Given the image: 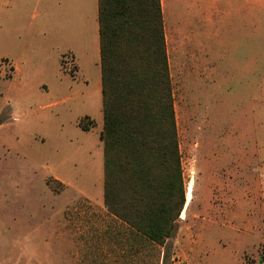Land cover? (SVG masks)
I'll return each instance as SVG.
<instances>
[{
    "label": "rangeland",
    "instance_id": "obj_1",
    "mask_svg": "<svg viewBox=\"0 0 264 264\" xmlns=\"http://www.w3.org/2000/svg\"><path fill=\"white\" fill-rule=\"evenodd\" d=\"M215 6L166 28L185 188L167 264H264V0ZM99 60L96 0H0V264H159L103 207Z\"/></svg>",
    "mask_w": 264,
    "mask_h": 264
},
{
    "label": "trees",
    "instance_id": "obj_2",
    "mask_svg": "<svg viewBox=\"0 0 264 264\" xmlns=\"http://www.w3.org/2000/svg\"><path fill=\"white\" fill-rule=\"evenodd\" d=\"M97 20L103 207L167 264L185 188L160 0H97Z\"/></svg>",
    "mask_w": 264,
    "mask_h": 264
},
{
    "label": "crops",
    "instance_id": "obj_3",
    "mask_svg": "<svg viewBox=\"0 0 264 264\" xmlns=\"http://www.w3.org/2000/svg\"><path fill=\"white\" fill-rule=\"evenodd\" d=\"M160 7L162 13V20H163L166 50H167L166 28H193L191 26L192 24L191 15L193 14V12L197 14L200 10L206 12L205 17H206V23L208 24L214 21V12L216 8L215 0H160ZM96 11H97V0H96ZM185 13H188V15L191 18L189 19L184 17ZM97 36H98V20H97ZM98 46H99V36H98ZM13 68H14V72H16L17 71L16 67L13 66ZM253 264H261V263L254 262Z\"/></svg>",
    "mask_w": 264,
    "mask_h": 264
}]
</instances>
